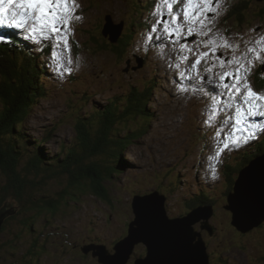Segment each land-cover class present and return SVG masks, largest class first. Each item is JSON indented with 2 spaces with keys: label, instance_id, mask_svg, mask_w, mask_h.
<instances>
[{
  "label": "rangeland",
  "instance_id": "obj_1",
  "mask_svg": "<svg viewBox=\"0 0 264 264\" xmlns=\"http://www.w3.org/2000/svg\"><path fill=\"white\" fill-rule=\"evenodd\" d=\"M148 2H154L156 6L158 0H77L80 5L79 14L84 17V20L73 22V30L68 40L70 44V38H75L83 50L81 51L83 59L78 62L77 75H81L78 78H83L81 80L85 83L67 82L64 86L71 91L70 93L64 92L63 86L56 84L58 81L54 82L51 78H46L48 74L59 76L60 71L57 70L56 65L52 64L47 68L51 70L47 71L48 73L42 71L44 69L39 66L38 72L31 65L26 64L25 59L30 58V53L13 52L12 59L16 63L15 76L19 75V78L16 76L19 79L18 86L23 90L24 95L31 93L32 88H36L38 93L44 88L46 92L42 98L38 96V99L34 97L32 102L29 101L30 106L27 108L29 112L22 125L23 134L28 136L29 141H36L37 144L40 142L43 146L46 153L45 164L51 162L52 157L49 156L63 154L64 149L77 139L75 127L79 116L85 118L89 115L96 116L95 107L111 100L115 95L122 96L126 88L130 86L135 87L139 84L142 88L145 78L155 80L156 85L150 86V88L153 87L152 101L146 105L152 114L151 120L142 123L147 125L146 133L134 139L132 144L122 152L121 158L117 155L112 158L108 157L110 154H118L116 151V153L113 151L106 155L114 163H122L120 159L123 160L119 176L114 177L111 183L113 186H107L109 201L98 200L89 192L80 194L76 192L80 188L69 187L70 182L74 181L70 175H56L58 178L46 182L44 192L60 200L63 208L55 216L50 213L42 214L33 220L34 222H30L31 226L25 225L24 227L21 225L30 218V210L27 209L29 213H26L27 216L21 223H17V220L11 223L10 216L16 215V210L8 215L5 221L7 220L9 224L6 222L4 226L6 229L0 234V264H101L97 261L98 257L81 254L80 247L86 249L87 245L84 244L89 241H105L109 248L114 245L115 239L126 237V225L134 221L131 202L137 195H149L155 192L163 194L167 215L170 218H179L186 216L187 209L190 211L191 208H188L192 204L190 197H194L192 194L201 189L206 194L214 196L211 198L212 204L209 205L214 211H211L206 220L207 227H210L209 231L203 227L205 222L203 219L193 226L205 243L209 264H264V221L262 225L247 232L237 231L231 224V213L226 209L228 196H225L224 190L227 184L222 176L218 178L221 169L220 158L219 163L216 164L215 179L209 167L210 162L201 164L199 159L201 152L206 157L214 155L217 143L223 141L232 131L229 127L223 128L224 125L220 122L223 119L221 114H224V120L227 119L233 124L235 107L239 101L229 100V94L223 89L219 74L232 71L235 66L226 65L222 68L220 60L211 57L206 62L202 61L192 74V70H189L191 67H188L196 57L190 54L188 60L181 63L179 68L176 67L177 62L173 64V73H171V68L166 67L167 71L177 80H181L180 72L193 76L194 86L187 90L186 95L179 91V87H175L174 93H181L176 98L169 88L167 75L159 73V68L162 66L152 59L156 47L149 49L150 64H145L146 60H143V66L137 65V60L142 57L134 49H137L138 41L144 34L150 33L156 19L153 13H149L153 3ZM238 4L240 0H222L221 14L215 18L210 36L195 38L194 34L187 47L194 51H207L203 48V40L225 36L229 41L238 43L241 52H246L250 46L249 42L254 44L259 36L264 35V0H249L243 22L238 21L236 16L231 14ZM142 6L146 9L145 13L141 9ZM164 11L166 14V9ZM108 16L115 27L118 28L121 23H124V26H128L127 32L132 30L130 45L120 56L113 51V42L108 41L110 35L105 37L102 34L107 25L106 17ZM131 18L133 20L130 22ZM164 18H167V15ZM152 35L155 39L157 34ZM168 42L170 41L164 40L162 44L169 51L171 47L167 46ZM179 42L184 43V41ZM116 45L117 43L115 47ZM25 48L28 49L26 46ZM173 49L178 57L181 54L179 44H176ZM184 54L188 55L187 52ZM232 55L230 50L224 48H220L215 53V57L225 61L231 59ZM64 60L67 62L66 58ZM127 62L129 66L126 65ZM23 64L25 65L24 70L20 74L18 70H21ZM72 64L74 65L73 60ZM210 66L213 68L212 72L205 71ZM263 67L264 64L257 62L251 71L255 72L256 69H263ZM197 72L199 75L196 74ZM249 78L250 76L248 81L251 88L259 93L252 87V81ZM202 81L213 85L208 87L216 91V95H211L210 99L215 96L220 101L216 105V116L211 124H206L205 120L211 113L213 103L208 99V95H205L206 91L202 87ZM223 83L231 85L233 81L226 79ZM94 94L98 95L100 104H90L91 101L97 100L92 98ZM166 95L169 96L168 99ZM122 99L124 97H119L117 101ZM259 103L264 105V101ZM253 119L257 123L264 122V117L257 116ZM136 123L133 126L128 125V128H140L141 125ZM121 131L119 130V133ZM35 144L30 145V149L35 147ZM224 152L225 150L221 154ZM252 155L253 157L248 160H252L249 165L257 162L253 164L252 171L254 174L263 175L264 154ZM229 157L235 158V154ZM26 163L22 156L19 165L27 168ZM246 167H248L247 163L241 164L239 169ZM253 172H247L244 177L255 176ZM59 190H62L60 191L62 196L56 197ZM70 191L77 193V199L75 198L72 202L71 198H66L68 202H72L68 206L64 198ZM33 192H37V189ZM135 194L137 195L134 196ZM229 194L230 191L227 192V195ZM197 209L194 208L191 212ZM208 209L204 207L202 210L207 211ZM202 212H197L196 216L203 215ZM15 232H20L18 239H13ZM9 240L12 242L8 243ZM133 251L138 259L146 256V247L142 243L135 244ZM109 252L113 254V248H110ZM129 259L125 264H134V259L131 257ZM137 261L135 259V262Z\"/></svg>",
  "mask_w": 264,
  "mask_h": 264
},
{
  "label": "trees",
  "instance_id": "obj_2",
  "mask_svg": "<svg viewBox=\"0 0 264 264\" xmlns=\"http://www.w3.org/2000/svg\"><path fill=\"white\" fill-rule=\"evenodd\" d=\"M248 2L249 0H240V4L234 7L231 12L240 22L245 20ZM132 20L131 18L130 21ZM129 38L130 36L125 34L116 47L115 44L112 45L114 46L113 51L120 56ZM11 53L9 50L0 48V209L5 206L8 209L12 207L17 211L16 215L10 216L12 224L16 220L17 223L24 221L26 213H29L28 210H30V218L21 225L22 227L31 226L30 222H34L33 220L42 214L50 213L55 216L63 208L62 202L45 193L44 189L48 180L61 174L70 175L74 180L70 182L69 187L80 188L79 191H73L80 194L89 192L98 200L109 201L107 186H113L111 184L113 178L119 176L120 165L123 163L122 159H120L122 163H114L109 158L115 157V155L121 158L122 152L132 144L134 139L146 133L147 125L142 123L151 120V112L146 105L151 101L152 88L141 89L130 86L122 96L118 95L106 104L95 107L94 114L96 116L89 115L87 118L79 116L75 127L78 142L73 140L72 144L64 149L63 154L49 156L52 157V160L45 164L46 153L43 146L40 145V142L38 144L36 141L30 142L28 136L24 135L22 131L23 122L29 112L27 110L30 106L29 101L32 102L34 97L38 99L41 92L38 93L36 88H32L31 93L25 94L26 96L23 94V90L18 86L19 75L16 74L18 78L15 76L14 66L16 63L12 59L14 54ZM26 64L36 68L34 61ZM24 66V64L21 65V70H18L20 74L24 70ZM255 72V76H251L252 87L263 92L264 70L260 68ZM119 97H124V99L117 101ZM135 122L141 127L128 128V125L133 126ZM119 130L122 134L119 133ZM33 144L35 147L30 149L29 146ZM61 149L63 151V148ZM113 151L118 154H110L107 158V153H113ZM22 156L28 164L27 168L19 165ZM237 171H239L237 167L236 169L232 167L224 172L227 184L224 190L226 197L227 192H231L233 189L237 177V175H235L236 177L233 175ZM36 189L37 192H33ZM60 191L62 190L58 191L56 197L62 196ZM73 191L67 192L68 195L64 198V202L68 206L73 202L72 200L77 199V193L75 194ZM66 198H71L72 202H68ZM207 199V194L202 191L190 201L194 206L211 205L212 201ZM43 205L45 206L42 207ZM37 206L41 207L36 208ZM6 222L7 220H4L0 234L6 229L4 227ZM19 235L20 232H15L13 239H18ZM11 242V240L8 241V243Z\"/></svg>",
  "mask_w": 264,
  "mask_h": 264
},
{
  "label": "snow or ice",
  "instance_id": "obj_3",
  "mask_svg": "<svg viewBox=\"0 0 264 264\" xmlns=\"http://www.w3.org/2000/svg\"><path fill=\"white\" fill-rule=\"evenodd\" d=\"M222 0H158L153 14L156 19L152 24L150 33L145 37L152 40L155 35L156 40H169L173 45L179 44L181 53L177 60L179 68L181 63L188 60L189 56L184 53L194 55L196 59L191 64L192 70H196L202 61H207L210 56L220 60L221 67L234 65V70L219 74L222 87L229 94V100H238L233 115L232 131L228 136L219 141L214 155L208 157L212 177L216 178V164L219 163L221 153L230 147H237L241 143H248L255 139L258 133L264 132V122L254 123L250 118L264 117V105L259 102L264 101V94L256 93L251 88L248 76L251 69L257 62L264 64V35L259 36L254 44L246 52H241L238 43L228 40L225 36L210 37L202 41L203 48L207 51L193 50L186 44L180 43L179 38L183 36L197 35L199 37H209L213 31L215 18L221 14ZM179 5L180 7H176ZM80 7L77 0H0V26L23 30L25 39L39 44L41 41H54L56 49L63 48L70 53L69 36L72 33V25L75 21H80L82 17L76 15V10ZM166 15L165 17V11ZM182 17V19H181ZM6 38L0 35V41ZM163 47V44L160 45ZM224 48L230 50L232 58L225 61L215 57V53ZM53 63L59 71L61 53L52 51ZM68 63H72L69 55ZM213 68L207 67L205 71L212 72ZM64 71L70 73L72 69L65 67ZM199 75V73H196ZM181 79L187 78L184 72H180ZM226 79H231L233 83H223ZM179 91L186 92L187 88L179 85ZM219 100L213 96V107L206 124H211L216 116ZM219 136V134H217Z\"/></svg>",
  "mask_w": 264,
  "mask_h": 264
},
{
  "label": "water",
  "instance_id": "obj_4",
  "mask_svg": "<svg viewBox=\"0 0 264 264\" xmlns=\"http://www.w3.org/2000/svg\"><path fill=\"white\" fill-rule=\"evenodd\" d=\"M106 21L102 34L105 37L110 35L109 40L115 43L122 26L117 28L112 25L109 17H106ZM256 163H251L239 172L232 191L227 195L226 209L231 213V224L241 233L264 221V174H254L252 169ZM247 172H253L255 176L245 178ZM256 177L262 178V188L258 181L249 190L250 182ZM131 208L134 221L129 222L127 236L113 247V254L108 253L104 247L97 246L87 247L85 252L92 251L101 264H125L133 254L134 245L142 243L146 247V256L136 264H209L205 243L193 226L203 219V227L209 231L206 220L211 214L210 207L207 211L198 208L184 217L169 219L165 211V197L155 192L136 196L131 202ZM14 212L12 207L8 209L4 206L0 209V228L6 217ZM197 212L204 214L196 216Z\"/></svg>",
  "mask_w": 264,
  "mask_h": 264
},
{
  "label": "flooded vegetation",
  "instance_id": "obj_5",
  "mask_svg": "<svg viewBox=\"0 0 264 264\" xmlns=\"http://www.w3.org/2000/svg\"><path fill=\"white\" fill-rule=\"evenodd\" d=\"M128 225L129 224H127V228H126V232L128 231ZM126 232H125V234H126ZM123 238V237H122ZM121 238V239H122ZM120 238H117V239H115L114 240V245L118 242V241H120L121 240ZM84 245H87L86 247H94L93 245H103V246H105L106 247V251L108 252V253H110L109 252V249L111 248H113V246H111V247H109V248H107V245H106V243H105V241H89L88 243H85ZM80 252H81V254H83V255H91V256H93L94 257V255L92 254V251H89V252H85V249H83L82 247H80ZM134 252V251H133ZM111 254V253H110ZM132 259H134V261H135V259H138L137 258V256L133 253L131 256H130ZM82 258V257H81ZM97 261H98V258H97ZM99 262V261H98Z\"/></svg>",
  "mask_w": 264,
  "mask_h": 264
},
{
  "label": "bare ground",
  "instance_id": "obj_6",
  "mask_svg": "<svg viewBox=\"0 0 264 264\" xmlns=\"http://www.w3.org/2000/svg\"><path fill=\"white\" fill-rule=\"evenodd\" d=\"M144 15V14H143ZM109 17V16H108ZM110 18V17H109ZM111 19V18H110ZM112 20V19H111ZM172 72L173 73V65L170 67ZM192 72V71H191ZM168 74L170 75V72H168ZM188 74V73H187ZM170 76H174L173 74H171ZM121 89V88H120ZM24 94V93H23ZM98 96V95H97ZM182 101V100H181ZM207 101V100H206ZM135 102V101H134ZM209 103V102H208ZM133 105V104H132ZM142 105V104H141ZM202 110V109H201ZM117 112V111H116ZM209 112V111H208ZM141 114V113H140ZM206 115V114H205ZM207 116V115H206ZM173 117V116H172ZM175 118V117H174ZM188 118V117H187ZM188 125V124H187ZM209 126V125H208ZM206 127V126H205ZM210 132V131H209ZM195 143V142H194ZM191 146V145H190ZM236 169V168H235ZM227 175V174H225ZM236 177V176H235ZM44 178V177H43ZM232 179V178H231ZM236 179V178H235ZM260 182L261 184H259V186L262 188V178L260 177H256V178H253L252 181L250 182L249 184V190H251V188H253V185L255 184V182ZM59 183V182H58ZM233 183V182H232ZM92 185V184H91ZM184 185V184H183ZM231 185V184H230ZM178 189V188H177ZM208 200V199H207ZM70 201V200H69ZM214 211V210H213ZM127 226V225H126ZM116 241V240H115ZM115 243V242H114ZM112 244V243H111ZM113 246V245H112ZM243 250V249H242ZM130 257H128L129 259ZM130 260V259H129ZM134 264H136V262L134 261Z\"/></svg>",
  "mask_w": 264,
  "mask_h": 264
}]
</instances>
